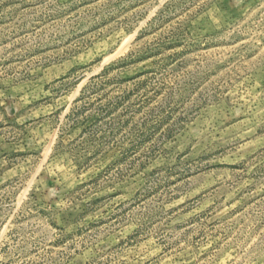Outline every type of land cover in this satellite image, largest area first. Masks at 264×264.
Returning <instances> with one entry per match:
<instances>
[{
	"label": "rangeland",
	"instance_id": "rangeland-1",
	"mask_svg": "<svg viewBox=\"0 0 264 264\" xmlns=\"http://www.w3.org/2000/svg\"><path fill=\"white\" fill-rule=\"evenodd\" d=\"M0 264H264V0H0Z\"/></svg>",
	"mask_w": 264,
	"mask_h": 264
}]
</instances>
